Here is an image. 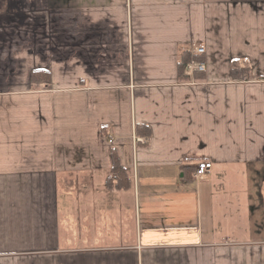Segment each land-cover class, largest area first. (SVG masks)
I'll list each match as a JSON object with an SVG mask.
<instances>
[{"label":"crops","instance_id":"0c3cea01","mask_svg":"<svg viewBox=\"0 0 264 264\" xmlns=\"http://www.w3.org/2000/svg\"><path fill=\"white\" fill-rule=\"evenodd\" d=\"M0 264H264V0H0Z\"/></svg>","mask_w":264,"mask_h":264},{"label":"trees","instance_id":"16d2710c","mask_svg":"<svg viewBox=\"0 0 264 264\" xmlns=\"http://www.w3.org/2000/svg\"><path fill=\"white\" fill-rule=\"evenodd\" d=\"M191 52L189 51H184L182 54H181V57L183 58L182 59V63H181V68H187L188 67V64L190 63L191 59L192 58H195L197 61H199V59L193 55H190ZM41 75L44 76V78L46 79H49V74L46 73V71H42V70H36L32 73V79H37V78H41ZM142 127H145V126H142ZM141 128V127H140ZM143 134H149L148 132H145ZM119 158L116 156L114 158V167H113V170L114 172L116 173V177L118 178V176H120V178H123L124 176L122 172H124V167L122 166L120 160H118ZM119 178V179H120ZM124 184L123 181H117V186H120Z\"/></svg>","mask_w":264,"mask_h":264},{"label":"built area","instance_id":"2783aa9c","mask_svg":"<svg viewBox=\"0 0 264 264\" xmlns=\"http://www.w3.org/2000/svg\"><path fill=\"white\" fill-rule=\"evenodd\" d=\"M194 53H203L205 51L204 47H195L193 49ZM205 63L203 61H197L195 58H192L190 63L188 64V69L195 72V71H199V70H204L205 69ZM110 142H113V138L110 137L109 139ZM212 165V162L210 161H201L198 162V164L196 165V169H195V176H201L204 175L207 171L208 168H210Z\"/></svg>","mask_w":264,"mask_h":264}]
</instances>
